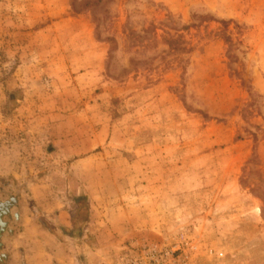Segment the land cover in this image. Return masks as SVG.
Segmentation results:
<instances>
[{
	"label": "rangeland",
	"instance_id": "374dc122",
	"mask_svg": "<svg viewBox=\"0 0 264 264\" xmlns=\"http://www.w3.org/2000/svg\"><path fill=\"white\" fill-rule=\"evenodd\" d=\"M0 157V203L41 220L40 179L89 220L132 190L128 235L74 233L86 264H264V0H0Z\"/></svg>",
	"mask_w": 264,
	"mask_h": 264
},
{
	"label": "crops",
	"instance_id": "0c3cea01",
	"mask_svg": "<svg viewBox=\"0 0 264 264\" xmlns=\"http://www.w3.org/2000/svg\"><path fill=\"white\" fill-rule=\"evenodd\" d=\"M71 23L72 18L67 16H60L59 19H55L54 21V25L59 29H70ZM55 34L56 38L63 39V41L67 40L71 35V33L67 31L63 33L56 32ZM82 48V51L85 52L86 48ZM66 51L67 47H65L63 51H60V55ZM87 51L89 56L88 60L91 59L89 61L93 62V58L96 56V45L93 44L91 39L88 43ZM70 66H73V64L71 63ZM45 127L46 126H43L38 129V131L43 132H37V134L40 133L41 135L39 136L45 138L53 135L50 129H43ZM64 137L66 136H57V138L60 139ZM49 138L50 137H48V139ZM59 141L63 143L64 139ZM60 144L61 143L58 145ZM75 147L77 148L78 145ZM65 153L66 152H63V155ZM0 176L3 177L4 175ZM106 178V175H103V179ZM113 184L115 186V196H111V189L106 188L100 190L96 196H88L90 202V220L84 226L83 233L87 234L90 229L96 227L99 232L96 238L100 244L105 241L110 243L116 241L114 232L122 233V235L126 236L129 233L127 230L132 229V204H120L118 201L120 198L127 200L128 197L129 199V191L132 190H128L126 194H124V197H119V195L123 194L122 189L116 186V182ZM60 189L59 187L53 188L51 184H47L43 179L36 181L29 187L31 193L30 198L33 204L38 208V212L44 220L36 218L32 213L30 214V209L28 210V208L26 209L24 207L22 199L18 200L14 207L16 213L12 212L11 209L9 211L7 209L5 213H8V216L4 217L3 222H7V217L11 219L13 213V219L15 217V226L13 225L14 230L12 229L11 236L9 237L8 235L6 238L3 237L0 241V264H86L84 258L79 257L77 255L78 251L74 248V243L79 240L83 242L85 236L71 234L72 223L70 212L72 207H70L63 198L68 192L67 189H64V191H60ZM76 194L74 193L73 196ZM112 197L115 199L111 201L110 199ZM114 201H117V203L114 204ZM110 204L112 205L110 206ZM51 215L54 216L53 220L56 223L58 231L53 230L46 220V218ZM116 217H120L122 220L116 222L114 220ZM10 225H12V223L8 225L7 222L9 228ZM105 230H108V235H106ZM82 245L85 244L83 243Z\"/></svg>",
	"mask_w": 264,
	"mask_h": 264
},
{
	"label": "trees",
	"instance_id": "16d2710c",
	"mask_svg": "<svg viewBox=\"0 0 264 264\" xmlns=\"http://www.w3.org/2000/svg\"><path fill=\"white\" fill-rule=\"evenodd\" d=\"M100 1V0H98ZM95 4V3H94ZM93 6V5H92ZM222 25H224V27H227L228 22H222ZM169 36V34H167ZM170 41L168 40V42H170L168 45L174 46L176 44V40H174L172 37L169 38ZM107 41H109L110 43V50H109V58L112 57L111 52L115 50V40L113 39H107ZM172 42V43H171ZM174 44V45H173ZM114 45V46H113ZM176 49H178V47H173L172 50L176 51ZM74 203L75 205H77V208H74L73 210H71L70 215H71V223H72V231L71 234L73 235L76 232H82L84 226L86 225V223L89 220V209H88V205L86 204V199L85 198H76L74 199ZM82 207H81V205Z\"/></svg>",
	"mask_w": 264,
	"mask_h": 264
},
{
	"label": "water",
	"instance_id": "95a60500",
	"mask_svg": "<svg viewBox=\"0 0 264 264\" xmlns=\"http://www.w3.org/2000/svg\"><path fill=\"white\" fill-rule=\"evenodd\" d=\"M16 204H17V200L16 199L13 201V204H11V205L9 203H0V232L6 231L7 232L6 236L11 235L12 229L9 228L7 226V223L3 222V220H2L3 217L8 216V213H5L4 209L6 207H8V210H10V208L11 207H15ZM14 221H15V219H14Z\"/></svg>",
	"mask_w": 264,
	"mask_h": 264
},
{
	"label": "built area",
	"instance_id": "2783aa9c",
	"mask_svg": "<svg viewBox=\"0 0 264 264\" xmlns=\"http://www.w3.org/2000/svg\"><path fill=\"white\" fill-rule=\"evenodd\" d=\"M149 256H151L154 259L156 264H162L161 262H159L160 257L159 255H157L156 252L151 251L149 253ZM116 264H132V254L130 253V254L123 255L121 259H118L116 261Z\"/></svg>",
	"mask_w": 264,
	"mask_h": 264
}]
</instances>
